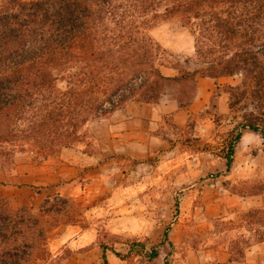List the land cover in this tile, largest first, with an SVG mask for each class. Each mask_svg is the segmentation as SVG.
Returning a JSON list of instances; mask_svg holds the SVG:
<instances>
[{"label":"trees","instance_id":"trees-1","mask_svg":"<svg viewBox=\"0 0 264 264\" xmlns=\"http://www.w3.org/2000/svg\"><path fill=\"white\" fill-rule=\"evenodd\" d=\"M170 18L191 33L192 58L169 53L152 36V28ZM162 67L176 74L166 75ZM234 74L240 82L228 86L229 108L252 107L235 117L237 125L264 136V0H4L0 159L27 140L41 158L55 155L86 135L92 117L102 118L127 100L157 102L168 88L184 107L195 97L197 78ZM240 138V132L231 133L227 141L226 171ZM236 216L246 218L253 242L264 240V207ZM240 237L230 242V261L241 260L249 245ZM30 246L0 234V264H18ZM106 250L114 251L102 245L100 264H107ZM157 256L153 246L148 257Z\"/></svg>","mask_w":264,"mask_h":264},{"label":"rangeland","instance_id":"rangeland-1","mask_svg":"<svg viewBox=\"0 0 264 264\" xmlns=\"http://www.w3.org/2000/svg\"><path fill=\"white\" fill-rule=\"evenodd\" d=\"M151 34L169 53L193 57V37L177 18L159 21ZM161 71L176 74L172 68ZM229 78L234 85L240 82L237 74ZM234 85H215L209 107L191 112L183 132L169 121L167 150L145 161L112 156L105 160L103 172L85 179L87 189L77 195L43 191L31 205L17 207L12 199L23 198V193L0 188V234L31 244L18 264H100L102 245L125 255L121 258L106 250L107 264H164L165 259L169 264H221L229 258L230 242L240 241L241 234L249 245L239 261L247 255L258 261L264 247L251 249L259 242H253L246 231V218L236 214L264 207V136L237 125L235 117L252 107L229 108L228 86ZM223 91L227 93L224 111L219 106ZM170 92L163 88L156 101L174 99ZM98 119L92 117L85 124L86 135L72 147L84 145L89 150L90 128ZM237 132L241 138L226 171L227 141ZM46 157L36 154L27 140L3 156L0 164L2 160L12 179H21L27 162L37 164ZM85 228L90 237H81ZM165 231L170 243H163ZM153 246L158 256L150 259Z\"/></svg>","mask_w":264,"mask_h":264},{"label":"crops","instance_id":"crops-1","mask_svg":"<svg viewBox=\"0 0 264 264\" xmlns=\"http://www.w3.org/2000/svg\"><path fill=\"white\" fill-rule=\"evenodd\" d=\"M229 77L197 78L195 97L184 107L170 98L160 102L127 100L93 123L90 128L89 150H84V145L65 147L37 164L27 162V169L23 168L21 179L16 176L12 179L11 174L0 164V188L23 193V198L12 199L17 207L31 205V200L43 191H47V194L49 190H54L61 196L77 195L87 189L85 179L89 175L103 172L106 159L122 156L127 161H145L152 154L167 150L170 147L169 121L183 132L191 112H201L209 107L215 85L235 84ZM226 102L227 93L223 91L219 99V106L223 111ZM203 122L210 124V120ZM149 215L150 218L153 217L152 214ZM81 237H90L89 228H85ZM263 247L264 240L251 249L256 252ZM257 255L258 261L249 260L247 255L243 261H230L226 258L221 264H264V256Z\"/></svg>","mask_w":264,"mask_h":264}]
</instances>
